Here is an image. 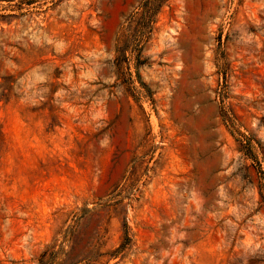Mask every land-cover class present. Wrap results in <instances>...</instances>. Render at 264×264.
<instances>
[{
  "label": "rangeland",
  "instance_id": "1",
  "mask_svg": "<svg viewBox=\"0 0 264 264\" xmlns=\"http://www.w3.org/2000/svg\"><path fill=\"white\" fill-rule=\"evenodd\" d=\"M0 264H264V0H0Z\"/></svg>",
  "mask_w": 264,
  "mask_h": 264
}]
</instances>
